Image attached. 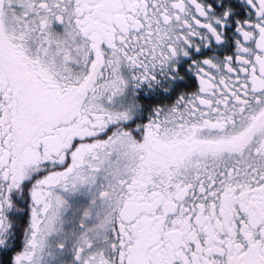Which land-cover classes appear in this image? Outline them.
<instances>
[{"label": "snow or ice", "instance_id": "1", "mask_svg": "<svg viewBox=\"0 0 264 264\" xmlns=\"http://www.w3.org/2000/svg\"><path fill=\"white\" fill-rule=\"evenodd\" d=\"M0 264H264V0H0Z\"/></svg>", "mask_w": 264, "mask_h": 264}]
</instances>
